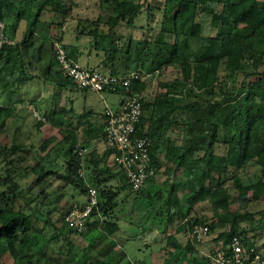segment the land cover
<instances>
[{
	"label": "trees",
	"instance_id": "trees-1",
	"mask_svg": "<svg viewBox=\"0 0 264 264\" xmlns=\"http://www.w3.org/2000/svg\"><path fill=\"white\" fill-rule=\"evenodd\" d=\"M72 4L0 0V22L12 41L0 47V94L7 100L31 82L35 75L28 69L44 71V81L53 80L59 88L78 89L57 66L55 39L72 60L85 55L90 70L114 75L140 70L130 87L140 92L142 102L135 134L148 139L151 165L156 173L162 169L163 183L169 185L163 206L155 210L164 223L158 250L163 264H213L211 257L197 258L190 238L181 241L195 224H207L209 233L221 229L223 243L238 235L257 248L258 238L264 239V207L259 206L264 202V0H163L153 7L140 0H110L104 17L77 20L76 37L91 40L87 49L64 42ZM144 13V23L136 24ZM121 27L139 28L141 36H125ZM169 67L176 75L164 79ZM154 77L161 79L155 93ZM37 100L0 102V264H149L150 258L127 261L124 246L106 241L100 224L135 223L133 212L129 218L123 212L132 192L134 200L150 194L144 188L132 191L121 172L99 168L88 150L86 177L79 175L78 149L101 136L80 138L66 128L60 138L34 143L26 121L35 134L44 121L28 106L49 101ZM86 115H76V129ZM252 165L259 168L258 177L244 183L242 173ZM171 173L178 180L168 179ZM26 174L30 178L21 182ZM85 183L97 190L98 206L84 230L76 231L64 217L71 202H86Z\"/></svg>",
	"mask_w": 264,
	"mask_h": 264
},
{
	"label": "built area",
	"instance_id": "built-area-1",
	"mask_svg": "<svg viewBox=\"0 0 264 264\" xmlns=\"http://www.w3.org/2000/svg\"><path fill=\"white\" fill-rule=\"evenodd\" d=\"M4 44H12V41L4 32V24L0 22V47ZM52 49L57 66L78 89L97 93L106 91L114 93L118 90L128 92L118 110L105 109L104 140L107 147L114 152V163L125 175L131 190L139 191L149 178L156 175V169L151 165L148 139L135 134L136 125L142 114V102L140 92L130 90V87L143 72L133 70L125 75L105 74L90 70L72 60L60 40H53ZM86 152L87 148L80 147L77 153L78 172L82 177H85ZM85 197L84 204L71 203L64 217L68 226L76 231L84 230L89 216L98 206L97 190L88 183ZM208 235L207 224H195L189 231L190 239L196 242L203 241ZM208 257H211L215 264H264L262 253L256 247L245 244L238 235H233Z\"/></svg>",
	"mask_w": 264,
	"mask_h": 264
},
{
	"label": "rangeland",
	"instance_id": "rangeland-1",
	"mask_svg": "<svg viewBox=\"0 0 264 264\" xmlns=\"http://www.w3.org/2000/svg\"><path fill=\"white\" fill-rule=\"evenodd\" d=\"M72 1H73V4H72V9H71V14L67 16L66 22L63 25V29L65 31L64 42L78 43L79 46L86 47L87 49L91 40L88 37H84V36L76 37L77 20L80 18L95 19L99 16L104 17L105 15L104 7H106L108 3L110 4V0H72ZM140 1H144L146 4L153 7V6L161 5L163 0H140ZM155 14L158 17L159 14L154 11V15ZM144 21H145V13L142 15H139L137 19L135 20L136 24H140L141 22L144 23ZM54 30L56 29L53 28V31ZM208 30L210 29L207 25V22H205L204 32H207ZM55 32L58 33L57 30ZM121 32L125 36L129 33H132V35L135 37L141 36V30L139 28L128 29V28L121 27ZM78 62L82 66L83 65L86 66L87 64H92V63L87 62V58L85 55H81L80 57H78ZM34 72L39 73L37 72V70H35ZM175 75H176L175 71H173L169 67L165 71L164 79H172ZM159 81H161V79H159L158 77H154L152 85H151V90L153 93L161 89L159 85ZM38 86L39 84H37V81H34L33 84H30V82L28 81L27 84L26 83L23 84L21 87H19V89L14 91L10 95V98L14 99V98L21 97V96L23 98H26L29 96H31V98L37 97L36 96L37 91L35 94H33V90L34 88ZM27 87H28V90H27ZM99 94L100 93L94 92V93L87 95V97H89L88 98L89 100H95L97 102L96 104L97 110H101L104 106V103L100 99ZM78 95L79 97L82 98V95L80 93ZM2 96L3 94L1 95V98H0V102L2 104L11 103V101L9 102L8 100H5L6 98L4 97L6 96L4 97ZM106 96H108L109 101L112 102L116 99L124 98L126 95L122 93L108 92ZM84 102L85 101L83 99L80 100V105L81 106L84 105ZM16 105L23 107V104L21 102L16 103ZM29 109L31 112L34 113V115L38 114V112L35 111L33 108H29ZM29 113L30 112H28V114ZM29 119H33L32 114L29 115ZM26 122L27 124H29L28 127H31L32 129L31 133L29 134V136L31 137L30 139L36 144L40 143L43 139L49 136H52V135L57 136L58 138L61 137V133L57 131L56 128L52 127V125L47 124L46 126L41 127V129L38 131V133L40 134H35V129L33 125H31L29 121H26ZM25 128L26 126H24V129ZM101 148L106 151V148L103 142H102ZM161 172H162V169H159L158 173H156V175L153 177L154 178L153 182L152 183L147 182L143 187L146 190V192L150 194V197L142 196L134 200V198L132 199V197H134L136 193L132 192L129 198L130 203L126 207L127 210L126 211L124 210L123 212H125L127 216L131 212H133L135 214L134 217H138L135 223H128L123 220H119V223L117 224V228L114 226H110L108 223L100 224V229H102L103 232H105V234H107L108 236V237H105L106 241H108L109 239L116 240L118 242L116 248L120 246H124V249H125L124 251L126 253L127 261H131L132 258L135 260H138V259L148 260L149 258L151 259L153 253H155L153 257V261L150 264H163V256L158 253V250L160 248V245L164 243V239H162L163 235L159 234L160 230L163 229L162 227H164L163 225L164 223H162V221L156 218L155 210H158L159 208L161 209V207L163 206V199L168 196L167 192L169 191V185H167L166 183H163L164 179L167 178V175L162 174ZM259 172L260 171L258 167L254 165L248 166L246 170H244V172L242 173L243 182L250 183L252 181H255L258 177ZM85 177H86V170H85ZM117 177L112 178L111 183L112 182L116 183L118 179ZM168 177H169L168 179H170L171 181L178 180L177 174L175 173H171V175ZM29 178H30V175L26 174L25 176L21 177L20 181L24 182L28 180ZM85 184L87 185V183ZM85 196H86V193H84L83 197L86 198ZM71 203H75V202H71ZM205 206L208 210L211 209L210 203L208 202L205 203ZM259 206L264 207V202H261ZM224 211L225 209H223V212ZM162 217L164 219V216ZM99 220L101 222V218H99ZM113 229H115L114 231L116 232H113ZM168 230L170 232L173 231L172 227L171 228L169 227ZM220 231L222 230L217 229L215 232L209 233L208 237L205 238L203 241L198 242L200 244V247H198V250L200 251L198 252V255H197L198 259L202 258V259L207 260L208 256L212 252V249L214 251V249H216L218 246L223 244V241H222L223 239H221L223 236H219ZM189 238H190L189 234H186L184 238H181V241L184 243L188 241ZM96 246H99V243H97ZM256 246H257V249L264 256V239L262 237L258 238V243ZM91 252L95 254V250L93 248L91 249ZM182 264H186V261L183 262ZM213 264L215 263L213 262Z\"/></svg>",
	"mask_w": 264,
	"mask_h": 264
},
{
	"label": "crops",
	"instance_id": "crops-1",
	"mask_svg": "<svg viewBox=\"0 0 264 264\" xmlns=\"http://www.w3.org/2000/svg\"><path fill=\"white\" fill-rule=\"evenodd\" d=\"M21 1H23L24 4L25 1L27 0H21ZM44 18L48 19L47 17ZM24 22H25L24 20H20L19 23L22 25L24 24ZM50 31L53 32L52 27L50 28ZM28 71L29 74L35 75L31 80L30 84H33L34 81H37V84H39V86L34 88L33 90V94H35L37 91L36 93L37 97L34 98L39 100L41 97L42 98L46 97L49 100L46 105H40L39 102H37V106L35 103L34 104L31 103L29 104L31 106L28 107V108H33L35 111H37L39 119L44 121L41 127L46 126L47 124L52 125V127L56 128L57 131L59 132L61 129L63 130L67 128L69 133L72 134V136L78 135V137L80 138L101 136L99 139L91 138L87 143L86 148L88 152H90L91 157L99 161L98 162L99 168L111 169L113 173L118 172L120 174V171L117 169V167L115 168L116 164L114 163V152L106 146L105 140L102 136L103 135L102 132L104 128L105 109L111 108L113 110H118L122 105V103L124 102L126 96L124 98L116 99L110 102L109 97L106 96L108 92L107 91L102 92L99 95H100V99L104 103V106L101 110H97L96 109L97 102L95 100H89L88 99L89 97H87L88 94L94 92L88 90L83 91L82 89H75L74 86L72 88L71 87L59 88V86L53 80L44 81V79H46L44 75V71L42 72V75L34 72L35 70L31 71V69L30 70L28 69ZM79 93L82 95V98L79 97L78 95ZM21 98L23 97L21 96ZM26 98L30 99L31 96ZM82 99L85 102L84 105L81 106L80 100ZM7 100L14 103L16 98L13 99L10 98L9 96ZM82 112L87 113V115L83 120L84 123L82 122L80 123L81 125H77V129H76L75 128L76 115ZM51 119H53L54 122H51ZM60 121L61 123H63L62 125H60ZM69 124L70 126H68ZM102 142L106 148V151L101 148ZM189 242L197 249L198 252H200L198 250V247H200V244L198 242L192 240H190ZM154 254L155 253H153L152 258L149 261V264L153 261Z\"/></svg>",
	"mask_w": 264,
	"mask_h": 264
}]
</instances>
